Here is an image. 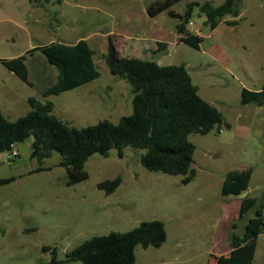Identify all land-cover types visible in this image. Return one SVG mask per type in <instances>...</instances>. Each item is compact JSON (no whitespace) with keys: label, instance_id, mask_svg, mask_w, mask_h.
Wrapping results in <instances>:
<instances>
[{"label":"rangeland","instance_id":"1","mask_svg":"<svg viewBox=\"0 0 264 264\" xmlns=\"http://www.w3.org/2000/svg\"><path fill=\"white\" fill-rule=\"evenodd\" d=\"M160 1L164 0H0L2 113L12 121L25 116L31 110L29 98L41 99L58 77V70L40 52L27 56L30 84L9 72L3 60L52 42L85 40L95 52L100 77L50 97L54 114L76 128L103 120L118 123L131 115V86L111 74L102 56L111 32L133 34L145 22L141 11ZM190 2L199 6L187 29L202 35L200 48L168 41L164 51L148 60L161 66L184 64L199 95L224 116L220 130L189 136L195 146L194 179L184 184L183 176L148 171L140 162L145 151L128 147L124 158L116 149L108 157L93 155L85 165L89 178L67 186L61 156L55 152L43 161L32 158L29 139L18 144L15 153L0 154V182L13 179L0 185V264H49L53 255L44 247L56 249L57 264H83L63 261L94 236L128 232L154 220L164 224L166 242L160 248L138 246L136 264H228L229 234L242 235L254 216L239 219L242 199L249 196L264 203V105L241 103L244 88L257 91L264 86V0H244L238 17L227 16L213 30L205 25L200 6H220L225 0H183L157 22L177 24L170 13L183 16ZM128 10L136 12L134 23H129ZM248 168L253 171L248 190L239 197H224L226 175ZM116 178L121 184L114 193L98 188ZM253 264H264V233L258 237Z\"/></svg>","mask_w":264,"mask_h":264},{"label":"trees","instance_id":"2","mask_svg":"<svg viewBox=\"0 0 264 264\" xmlns=\"http://www.w3.org/2000/svg\"><path fill=\"white\" fill-rule=\"evenodd\" d=\"M181 1L155 2L147 8V13L154 18ZM243 1L225 0L220 6L205 2L200 6L206 17L205 25L213 30L227 16L238 17ZM196 6H199L196 2L188 3L176 30L180 43L199 49L203 37L187 29ZM159 46L166 48L167 45L159 43ZM38 52L58 70L57 80L42 92L41 99L29 98L31 110L25 116L12 121L0 110V154L11 152L18 144L32 139L31 157L43 161L58 153L62 158L61 166L67 173V186H73L89 178L85 165L90 157L95 154L108 157L110 151L116 149L118 156L124 158L125 149L130 147L145 151L140 162L148 171L183 176L184 184L194 179L195 146L189 136L220 130L224 116L199 95V89L184 64L161 66L156 61L124 57L110 37L108 50L102 58L113 76L131 86L133 113L120 118L118 123L103 120L92 126L76 128L54 114V103L49 98L97 80L100 72L94 63L95 52L85 40L75 44L52 42L29 50L25 56L3 60L2 64L30 84L26 60L28 55ZM241 103L263 106L264 86L257 91L244 88ZM252 172L251 168L230 171L223 181L222 195L241 196L249 188ZM12 180H3L0 185ZM120 184L121 179L116 178L99 183L98 188L112 194ZM249 213L254 216L245 224L243 234H229L231 252L228 264H253L258 237L264 233V203L258 198L245 196L241 201L239 219ZM236 228L237 225L233 224L232 229ZM166 239V228L161 221H145L128 232H111L86 240L68 252L63 263L136 264L138 246L160 248ZM43 250L53 255L49 264L59 263L56 249L44 247Z\"/></svg>","mask_w":264,"mask_h":264},{"label":"crops","instance_id":"3","mask_svg":"<svg viewBox=\"0 0 264 264\" xmlns=\"http://www.w3.org/2000/svg\"><path fill=\"white\" fill-rule=\"evenodd\" d=\"M147 8L141 11V15L145 21L144 24L138 26L133 34L129 33L123 36V33L111 32L113 36L111 38L115 40L118 51L124 57L148 60V58L156 52L164 51L168 46V41H173L175 43L179 41V35L176 30L177 24L167 20L162 23L157 22V18L162 16V13L151 18L147 13ZM134 13L136 12L131 10L127 11L129 23H134L133 20H131V18L135 16ZM144 14L146 15L145 17L143 16ZM195 32L197 35L202 36L199 31ZM159 43L166 44V48H160Z\"/></svg>","mask_w":264,"mask_h":264},{"label":"water","instance_id":"4","mask_svg":"<svg viewBox=\"0 0 264 264\" xmlns=\"http://www.w3.org/2000/svg\"><path fill=\"white\" fill-rule=\"evenodd\" d=\"M170 18H172V19H176V20H178V21H181L182 18H183V16H181L180 14H178V13H176V12H171V13H170ZM27 151H28V149H26V148H24V149L22 150L23 153H26Z\"/></svg>","mask_w":264,"mask_h":264},{"label":"built area","instance_id":"5","mask_svg":"<svg viewBox=\"0 0 264 264\" xmlns=\"http://www.w3.org/2000/svg\"><path fill=\"white\" fill-rule=\"evenodd\" d=\"M15 148H16V147H14V149H13L11 152L15 153Z\"/></svg>","mask_w":264,"mask_h":264}]
</instances>
